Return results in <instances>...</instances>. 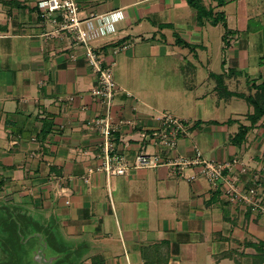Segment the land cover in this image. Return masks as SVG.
<instances>
[{"label": "crops", "instance_id": "0c3cea01", "mask_svg": "<svg viewBox=\"0 0 264 264\" xmlns=\"http://www.w3.org/2000/svg\"><path fill=\"white\" fill-rule=\"evenodd\" d=\"M37 1L0 0V221L16 209L43 218L72 244L77 264H264V214L203 177L188 181L195 168L183 176L167 165L97 169L103 137L90 120L105 107L93 94L96 74L84 45L44 36L53 27ZM240 1L201 0L223 13L212 25L191 6L178 13L186 0H76L84 29L119 11L115 33L90 43L104 64L115 63L114 153L130 163L140 151L264 163V116L251 124L246 99L264 81V0L249 15L238 14ZM216 28L214 55L205 36ZM165 111L186 126L169 150L148 136ZM242 126L249 130L236 143Z\"/></svg>", "mask_w": 264, "mask_h": 264}, {"label": "built area", "instance_id": "2783aa9c", "mask_svg": "<svg viewBox=\"0 0 264 264\" xmlns=\"http://www.w3.org/2000/svg\"><path fill=\"white\" fill-rule=\"evenodd\" d=\"M36 7L41 21L53 27L52 30L45 32L44 36L69 35L76 45H84L86 62L96 74L97 85L93 89V94L105 107L104 115L90 120V125L103 137L101 155L104 156V161L98 166V170L105 171L107 175H125L130 169L167 165L175 167L183 176L185 169L195 168V173L186 177L188 181L203 177L212 186H222L224 195L246 202L254 211L264 214V163L250 168L237 158L207 160L200 151L193 157L174 156L167 159L157 153L140 151L135 155L133 163H130L124 155L114 153L112 136L115 128L111 110L114 96L119 89L113 76L115 63L104 64L102 55L95 51L90 43L94 39L115 33L114 24L119 19V11L99 16L100 25L84 29L78 15L79 5L76 0H38ZM153 120L157 125L150 129L148 135L150 143L165 150L176 148L178 138L186 132V126L182 125V121L166 111L154 115ZM238 167L239 172L235 174ZM245 175L247 178L244 179Z\"/></svg>", "mask_w": 264, "mask_h": 264}, {"label": "rangeland", "instance_id": "374dc122", "mask_svg": "<svg viewBox=\"0 0 264 264\" xmlns=\"http://www.w3.org/2000/svg\"><path fill=\"white\" fill-rule=\"evenodd\" d=\"M245 1L247 2L244 3V0H241L240 2L237 3L238 6L240 4V10L237 11L239 12L238 14L242 15L244 13V15L245 14L249 15L257 12L261 13L260 6L263 8V4L262 2H260V0H255L254 2L253 0H245ZM188 7L190 8V5L186 1V3L182 5V7L180 6L177 7L179 9L178 13L186 12V9L189 10ZM230 8L236 9V3H231ZM256 22L257 21H255L254 23ZM166 26L171 27L172 25H168L167 23ZM218 31H220L219 28L211 29V35L205 36V39L208 41V44H210L209 46L211 51L209 52L213 53L214 55L218 52L216 45L220 41V38L218 36ZM262 45L264 47V41L262 42ZM262 45L261 43L260 44L258 43L256 47L260 48ZM262 55H264V51ZM152 61L153 60L151 58V63H153ZM216 63L219 64V62ZM180 69H182V65ZM167 83L168 85L169 84L172 85L171 84L172 80L169 79V82L167 81ZM219 91L220 90H216L218 94ZM157 96L158 93L156 94L155 97ZM165 100L167 101L168 98L167 99L164 98V101ZM233 109L234 107L230 103L226 111H232ZM220 112L223 114L225 113V111H221V110ZM6 212H8V210H6ZM10 212L13 213V218L16 217L15 219L19 220L16 221L14 219L13 221H16L15 223L19 222V224L17 226L18 228L13 227L15 229V236L12 237V239L10 238L9 234H4V233L2 234L3 239H1L0 244H1V248H3L1 249L3 257H1L0 259V264H34L35 263L34 255L36 249L39 247V240L41 236H42L41 238H43L47 242L46 254L57 257L56 260H54V264H72L73 261L75 260L74 258L78 260V258L75 257L77 252L70 251L72 244L70 242L69 243L64 242L62 232L59 229H57L54 225L48 224L47 223L48 221H45L43 218L28 216L25 214L26 212L20 211L19 209H16L14 211L10 210ZM1 218L2 221L0 223L3 226L5 225L7 220H3L6 218L5 216ZM8 237L11 241V244L6 242L5 240L8 239ZM4 247H7V249Z\"/></svg>", "mask_w": 264, "mask_h": 264}, {"label": "trees", "instance_id": "16d2710c", "mask_svg": "<svg viewBox=\"0 0 264 264\" xmlns=\"http://www.w3.org/2000/svg\"><path fill=\"white\" fill-rule=\"evenodd\" d=\"M189 5L191 7H193L196 12H197V18H198V22L202 23L204 18L210 19L211 20V24L212 25H216L220 20L223 21V13H216L214 15L213 9L212 8H206L202 3L201 0H186ZM252 86L255 88V94L252 95H248L246 96L247 101L252 104L254 111L253 113L248 115V119L250 120L251 124H255L260 118H262L264 116V81L256 84L253 83ZM248 127L242 126L238 132L236 133V135L233 138V141L236 143H239L241 140L244 139V136L246 134V132L248 131ZM4 216L6 217L3 220H7L5 225H1L0 223V242L2 238V234H9L10 238L12 239V237L15 236V229L14 228H18V223H15L16 221H19L18 219L13 218V213H11L9 210L8 212H5ZM16 221H13V220ZM1 222V221H0ZM14 227V228H13ZM42 237V236H41ZM6 242L11 244V241L8 237V239H5ZM43 241L46 242V240H44L42 238ZM47 244V242H46ZM261 262L264 260V243L261 244ZM7 249V247H4ZM1 244H0V259L1 257H3L2 255V251H1ZM50 256V255H47ZM74 258V257H73ZM75 260L73 261L72 264H76V258H74ZM54 262V261H53ZM75 262V263H74ZM54 264V263H53Z\"/></svg>", "mask_w": 264, "mask_h": 264}, {"label": "water", "instance_id": "95a60500", "mask_svg": "<svg viewBox=\"0 0 264 264\" xmlns=\"http://www.w3.org/2000/svg\"><path fill=\"white\" fill-rule=\"evenodd\" d=\"M47 244L40 237L39 247L35 251L34 255V264H52L56 260V256H47L46 254Z\"/></svg>", "mask_w": 264, "mask_h": 264}]
</instances>
